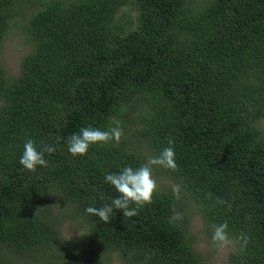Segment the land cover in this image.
<instances>
[{"label":"trees","instance_id":"trees-1","mask_svg":"<svg viewBox=\"0 0 264 264\" xmlns=\"http://www.w3.org/2000/svg\"><path fill=\"white\" fill-rule=\"evenodd\" d=\"M20 3L0 0V44ZM124 5L135 14L122 29L114 16ZM16 22L29 49L14 74L0 62V264H13L5 251H73L43 213L51 197L121 264H213L194 248L186 214L175 219L170 185L132 217L114 210L104 223L85 212L119 196L106 174L139 167L143 146L158 156L169 139L178 168L157 167L193 202L208 237L227 222L234 248L222 264H264V0H39ZM116 121L128 145L122 136L68 151L82 127ZM28 138L56 148L48 167L20 165Z\"/></svg>","mask_w":264,"mask_h":264},{"label":"rangeland","instance_id":"rangeland-1","mask_svg":"<svg viewBox=\"0 0 264 264\" xmlns=\"http://www.w3.org/2000/svg\"><path fill=\"white\" fill-rule=\"evenodd\" d=\"M18 4L19 12H16L13 16V24H11L4 36L2 43L0 44V62L9 74H14L17 70V62L21 53L29 49V45L23 36V33L18 26L16 20H20L23 25L26 17L38 6L39 0H20ZM66 2L67 0H63ZM200 1V0H195ZM135 11L129 8L127 5L121 6L115 16V25L122 29L132 26L134 23ZM256 126L264 134V118L257 121ZM131 134L123 135V141L128 143L132 142ZM130 140V141H128ZM140 149V148H139ZM145 154V163L152 157L149 148L143 146L140 149ZM153 178L156 180L158 188L162 185H170L175 187V183L165 177L157 165L152 166ZM178 201L180 203L181 211L188 219V230L196 237L193 244L197 252H199L208 262L213 264H222L226 258L228 251L232 250L233 241L224 247L214 245L212 238L208 237L206 231L202 230V220L197 208L193 205V202L183 193L179 194ZM44 206L43 213L47 216L54 218V222L58 227V232L61 237L69 240L72 243L73 251L69 254L61 253L56 257L50 253H46L44 256L35 255H18L11 251H5L9 261L13 264H121L120 258L116 252H111L97 247L91 244L88 240L82 236L84 228L79 225V220L72 215L69 207L63 204L59 197H51L49 200L42 204ZM73 239V240H72ZM77 239V240H76Z\"/></svg>","mask_w":264,"mask_h":264},{"label":"clouds","instance_id":"clouds-1","mask_svg":"<svg viewBox=\"0 0 264 264\" xmlns=\"http://www.w3.org/2000/svg\"><path fill=\"white\" fill-rule=\"evenodd\" d=\"M116 126L108 130H100L91 126L82 127L78 133H73L67 138L68 151L73 155H85L90 145L109 142L118 144L124 135L120 122H115ZM57 142L61 137L57 136ZM168 147L161 150L158 156L149 157L146 163L137 168L125 166L122 170L105 175V181L111 184L119 196L112 198L111 203H105L99 208L89 206L85 212L97 216L101 221L107 223L114 214V210H120L123 216L132 217L138 214L137 209L145 204L152 203L153 194L157 191L158 185L153 178L152 171L154 165H158L173 171L178 165L175 161V151L172 147L173 141L168 140ZM56 148L50 144L41 143L39 148L32 138L26 139L23 145V152L19 163L24 169L30 172L36 171L37 166L48 167L49 162L45 159V153L51 154ZM173 194L179 198V187H173ZM224 203L223 200L219 201ZM135 205L134 207H130ZM175 219H182V214L177 212ZM227 222L215 226L212 235V243L224 247L231 243L227 232ZM247 244V237H238Z\"/></svg>","mask_w":264,"mask_h":264}]
</instances>
